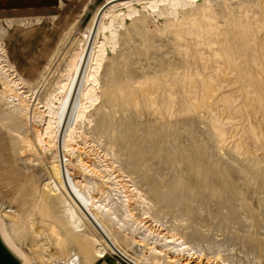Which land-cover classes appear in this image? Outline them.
<instances>
[{
    "label": "rangeland",
    "instance_id": "1",
    "mask_svg": "<svg viewBox=\"0 0 264 264\" xmlns=\"http://www.w3.org/2000/svg\"><path fill=\"white\" fill-rule=\"evenodd\" d=\"M108 1L61 0L52 28L40 40L23 38V50L36 57L58 34L30 79L10 60L9 23L0 18L8 61L0 67V178L12 192L0 196V221L27 264H83L101 238L89 227L70 232L53 173L56 147L38 136L50 117L56 122L66 91L59 86ZM144 1H133V16L126 5L115 8L126 16L103 19L112 31L105 26L98 35L109 39L99 98L87 103L60 159L93 196L116 202L118 218L125 219L129 193L125 230L104 214L102 221L144 264H264V0H194L156 11ZM10 157L18 168L2 165ZM16 183L26 191L20 200ZM122 258L108 252L93 264H134Z\"/></svg>",
    "mask_w": 264,
    "mask_h": 264
},
{
    "label": "bare ground",
    "instance_id": "2",
    "mask_svg": "<svg viewBox=\"0 0 264 264\" xmlns=\"http://www.w3.org/2000/svg\"><path fill=\"white\" fill-rule=\"evenodd\" d=\"M139 2L141 0H114L113 4H110L100 15V20L97 25V29L95 32L94 37L90 39L91 36V29L92 25L94 23V19L96 18V15L93 18L92 25L89 28V31L86 35L85 43L83 44L81 51L74 55V58L70 61V72L68 74L67 79L61 82V85L59 88H61L63 91L66 90L63 96V101L60 106V110L56 113L55 119L56 122L54 123L53 119L50 117L48 121L46 122V126L44 127V133L39 135V141L42 142V135L47 137L49 145H53L56 147V159L53 163V173L59 179V182L62 187V191L64 192L63 199H59L60 203L63 204V214L64 218L67 220L68 227L70 229V232L75 234H82L87 227L92 229L94 232L93 234L96 235L99 234L101 238H97L99 242L95 243V246L93 248V253H89L85 260L87 262L94 261L96 258L100 259L106 255L108 252L117 253L115 248L120 250V252L127 256L134 264H144L140 259H135L128 255L123 248L120 247L116 241L111 236V229L104 225L103 214L107 217H109L112 221H116V223L119 225L120 230H125V225L127 221V218L130 215H133V212L130 208L129 202L131 197L128 195L125 196L126 205L125 206V212L123 213L122 218H118V210L117 205H114L116 202H112L109 199V196H107L108 199H98L97 196H93L91 192L85 189V183L75 180V178L72 175V172L70 168L68 167L66 157L64 159H60V155H62V151L65 152L67 148L71 146V141L73 140L74 133H76V128L78 122L80 119L84 116L85 110L88 108L87 103H94L99 97L97 96V84H98V72L101 67L105 52L107 50V42L106 40H109L106 36L102 39V41L98 38L99 33L101 32L102 28L105 27V30H110V28L102 23L104 18H107L111 16V22L112 24L114 17L116 15H122L126 16V14L123 12L122 9L120 11L115 10V8L120 6H126L130 9L129 16H133V14L137 13L136 7H134V2ZM111 2L109 0L107 3ZM116 2V3H114ZM144 5V8L149 9V11H156V9L160 8L161 6L168 4L170 8H175L177 6H183V5H189L194 3V0H146L144 3L140 2ZM1 47V46H0ZM6 55L4 54L3 50L0 51V67L5 68V66H8ZM5 63V64H2ZM7 71H10L9 67L7 68ZM11 72V71H10ZM12 74H9L11 76ZM19 80L15 76L11 80L12 84L18 86ZM23 83V82H22ZM23 87H19L21 89ZM25 88V87H24ZM10 91H17L14 89H9ZM21 91H19L20 93ZM23 93V92H21ZM18 96V95H17ZM29 96V95H28ZM22 106L27 107L26 104H24V101H20L19 103ZM24 108V107H23ZM39 113V112H38ZM50 114H52V110L49 111ZM55 113V112H53ZM55 116V114H54ZM45 121V120H44ZM54 123V124H53ZM78 129V128H77ZM37 143V142H36ZM36 147V146H35ZM62 150V151H61ZM30 151V150H29ZM20 153V152H19ZM50 153V152H49ZM60 153V154H59ZM33 154V153H32ZM54 154V156H55ZM19 155V154H18ZM20 156V155H19ZM22 157L24 155H21ZM6 157V156H5ZM53 157V156H52ZM62 157V156H61ZM35 160V159H34ZM39 160V159H38ZM14 160L12 157H10L7 160H4L2 165L6 168H18L19 166L14 164ZM34 162V161H32ZM21 166V165H20ZM25 175V174H24ZM124 175V174H123ZM23 176V175H22ZM119 181V180H117ZM121 182V181H119ZM123 182V181H122ZM129 182V181H128ZM48 184V183H47ZM20 186V195L16 200H20L23 197V187L21 183H16L12 190H14L16 187ZM132 186V185H130ZM47 187V186H46ZM60 187V188H61ZM53 188V187H52ZM55 188V187H54ZM53 188V190H54ZM117 189H120L121 187L116 186ZM25 189V187H24ZM132 192V191H130ZM26 193V191H25ZM8 194H12V192L6 190V185L4 184V181L0 178V196L6 197ZM61 194V192H60ZM127 194V193H126ZM136 194V193H135ZM115 200V198L113 197ZM54 200V199H53ZM54 202V201H53ZM59 203V204H60ZM136 209V208H135ZM123 220V221H122ZM140 221H143V219L140 218ZM145 225V224H144ZM52 229L54 228L51 224ZM68 229V228H66ZM0 232L2 234L3 241L5 244L17 255L21 258L25 259V262L27 263L26 256L23 255V252L21 249H19L11 237L9 236L6 228L3 226L2 222L0 221ZM106 234L107 238L103 235ZM94 235V236H95ZM97 235V236H99ZM20 239L25 240L26 235H20ZM92 241V240H91ZM62 245H64L65 248H68L69 241L68 239L62 240ZM93 242V241H92ZM82 243V242H80ZM88 243L90 244L89 240ZM70 248H72L70 246ZM90 249V248H89ZM134 250V249H133ZM136 253V251L134 250ZM118 255V254H117ZM123 259V258H122ZM24 261V260H23Z\"/></svg>",
    "mask_w": 264,
    "mask_h": 264
},
{
    "label": "crops",
    "instance_id": "3",
    "mask_svg": "<svg viewBox=\"0 0 264 264\" xmlns=\"http://www.w3.org/2000/svg\"><path fill=\"white\" fill-rule=\"evenodd\" d=\"M60 5L61 0H0L1 22L3 24L9 23L8 30L3 35L4 44L10 60L24 78H34L39 74L43 65L48 62L54 46L58 43V34L56 30L53 40L50 39L42 43L40 53L36 57L34 54H28L23 50L25 46L23 38L36 33L40 40L43 32L52 28L50 19L52 22V19L58 15ZM44 17L45 19L40 20L37 24L30 23L35 18ZM39 45L40 43H37L38 47ZM50 223L55 228L54 221ZM94 262L85 261L83 264H93Z\"/></svg>",
    "mask_w": 264,
    "mask_h": 264
},
{
    "label": "water",
    "instance_id": "4",
    "mask_svg": "<svg viewBox=\"0 0 264 264\" xmlns=\"http://www.w3.org/2000/svg\"><path fill=\"white\" fill-rule=\"evenodd\" d=\"M114 0H111V2L107 3L105 2L99 9L98 11V14L96 16V19H95V22H94V25H93V29H92V32H91V36H90V39H92V37H94L95 35V32H96V29H97V25H98V22L100 20V15L101 13L103 12V10H105ZM106 238V234L104 233L103 234ZM108 240V238H107ZM117 254L121 257H123L124 259L130 261L131 263H134L132 262L129 258H127V256L123 255L120 250H118L117 248H115ZM24 260V261H23ZM0 264H27L25 262V259L21 258L20 256H17L6 244L5 242L3 241V238H2V234L0 232Z\"/></svg>",
    "mask_w": 264,
    "mask_h": 264
},
{
    "label": "built area",
    "instance_id": "5",
    "mask_svg": "<svg viewBox=\"0 0 264 264\" xmlns=\"http://www.w3.org/2000/svg\"><path fill=\"white\" fill-rule=\"evenodd\" d=\"M117 264H122V262H120V261H117Z\"/></svg>",
    "mask_w": 264,
    "mask_h": 264
}]
</instances>
